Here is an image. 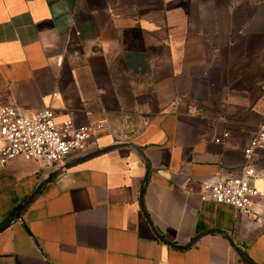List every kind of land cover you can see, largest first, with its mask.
<instances>
[{"label": "crops", "instance_id": "0c3cea01", "mask_svg": "<svg viewBox=\"0 0 264 264\" xmlns=\"http://www.w3.org/2000/svg\"><path fill=\"white\" fill-rule=\"evenodd\" d=\"M0 104L90 126L68 160L140 148L169 241L130 147L46 180L4 226L56 169L18 156L0 165V264H247L219 232L264 264V149L251 214L200 196L264 124V0H0Z\"/></svg>", "mask_w": 264, "mask_h": 264}, {"label": "built area", "instance_id": "2783aa9c", "mask_svg": "<svg viewBox=\"0 0 264 264\" xmlns=\"http://www.w3.org/2000/svg\"><path fill=\"white\" fill-rule=\"evenodd\" d=\"M95 127L100 128L101 125ZM91 132L90 126L75 125L70 119L57 122L52 108L47 105L26 114L18 104H0V165L20 156L36 160L45 167L57 168L72 153L82 152ZM262 149L264 124L258 126L243 149L244 164L240 173L202 182L201 199L230 205L241 214H251L254 199L259 192L250 184V179L259 175L254 159Z\"/></svg>", "mask_w": 264, "mask_h": 264}, {"label": "water", "instance_id": "95a60500", "mask_svg": "<svg viewBox=\"0 0 264 264\" xmlns=\"http://www.w3.org/2000/svg\"><path fill=\"white\" fill-rule=\"evenodd\" d=\"M119 147H130L133 150H135L144 160L145 163V173L142 179V184L140 187V193H139V205L140 208L142 210V213L144 215V217L146 218V220L148 221V224L151 228V230L153 231V233L160 239L169 242L168 240H166L163 236H161L156 230L155 228L152 226L151 221L148 217V214L146 213V210L144 208L143 205V200H142V196H143V190H144V185L146 183L147 180V176H148V172H149V162L148 159L146 158V156L144 155L143 151L138 148L137 146H135L134 144L128 143V142H117L115 144H111L105 147H101V148H97L95 150H92L90 152H87L83 155L77 156L73 159L67 160L64 164H62L61 166L57 167L55 170H52L47 176L46 178H44L38 185L37 187L34 189V191L30 194V196L21 204L20 208L16 211V213L9 218V220L4 224V226L8 225L13 219H16L19 217L21 211L23 210V208L29 204L34 197L36 196V194L38 193V191L40 190L41 186L44 184V182L48 179H50L51 177L55 176L56 174L60 173L61 171H63L64 169L73 166L75 164H78L80 162H83L85 160H88L90 158H93L95 156H98L100 154L106 153L110 150L119 148ZM3 226V227H4ZM220 234H222L229 242L230 244H232V246L234 247V249L236 250V252L238 253V255L247 263V264H255L254 262L250 261L244 254L243 252L234 244L233 240L224 232H219ZM198 236H196L195 238H193L188 244H186L185 246L191 245L193 244L196 240H197Z\"/></svg>", "mask_w": 264, "mask_h": 264}]
</instances>
